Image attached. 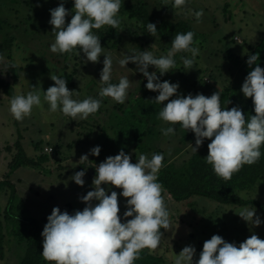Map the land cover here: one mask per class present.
Wrapping results in <instances>:
<instances>
[{
    "label": "rangeland",
    "instance_id": "rangeland-1",
    "mask_svg": "<svg viewBox=\"0 0 264 264\" xmlns=\"http://www.w3.org/2000/svg\"><path fill=\"white\" fill-rule=\"evenodd\" d=\"M60 3L61 0H0V44L11 43L3 57L6 63L16 65L0 72V182H10L15 189L11 206L12 188L5 187L0 192V264H21L28 252V244L14 235L15 219L9 214L36 222L42 245L41 233L52 209L82 211L86 204L80 197L94 190L95 167L108 156L123 149L131 162L136 163L141 154L150 159L153 153H163L165 159L159 173L168 169L185 178L196 158L204 160L207 156V145L211 142L205 139L194 152L191 147L195 146L194 133L179 124L173 126L175 135L163 136L161 128L170 125L158 118L163 106L154 102L158 93L145 88L147 80L142 73L130 70L136 69L135 64L129 62L126 66L129 69L119 67L122 53L148 50L157 57L166 55L171 48L167 42L148 34L141 23L122 11L118 13L117 29L110 26L93 29L101 39L104 54L113 59L112 82L129 75V80L137 84L124 104L110 97L101 98L98 93L102 87L99 79L103 56L92 63L86 62L82 52L78 54V48L65 54L49 50L54 42L50 9ZM122 3L145 5L157 20L189 22L201 34L195 46L199 55L194 68L188 71L181 61V56L191 58L190 53H177L174 68L160 77L161 82L178 83V94L184 96H211L219 90L222 108L238 106L243 110L250 98H245L240 89L247 74L257 66L253 64L250 68L246 63L248 57L258 54V66L264 68V53L259 48L264 39V0H188L182 8H174L172 0H122ZM64 6L71 13L73 0H64ZM201 10L203 15L198 21L194 13ZM71 18V14L66 17V24ZM148 70L153 72L155 68L150 66ZM51 74L66 79L68 89L75 91L73 99H101L99 110L76 121L59 110L50 112L49 105L43 102L42 91L54 84ZM29 91L40 93L43 107L34 106L30 116L17 121L9 112V101ZM97 145L101 147L99 156L91 155L90 149ZM47 148H53L54 152L46 154ZM85 154L89 160L80 161ZM82 170L86 173L85 183L79 186L70 177ZM102 187L109 195L111 191L118 194L122 191L115 186ZM162 195L170 213L171 229H161L163 237L156 250L145 248L141 252L161 257L164 264H173L174 257L189 245L195 247L194 260H197L204 242L213 235L237 246L253 234L264 240V223L250 226L237 214L245 207L255 208L264 221L262 212L253 205L222 204L202 196L177 202L165 190ZM235 196L264 202V180L250 189L236 191ZM126 199L118 195L122 222ZM42 264L50 262L44 259Z\"/></svg>",
    "mask_w": 264,
    "mask_h": 264
},
{
    "label": "clouds",
    "instance_id": "clouds-1",
    "mask_svg": "<svg viewBox=\"0 0 264 264\" xmlns=\"http://www.w3.org/2000/svg\"><path fill=\"white\" fill-rule=\"evenodd\" d=\"M122 0H73L71 13L61 0L59 6L50 9L49 24L52 25L54 42L49 50L53 54L71 53L79 49L86 57V62L97 63L103 56V68L99 82L102 87L99 97H110L114 102L124 104L136 83L129 80V75L119 77L117 83L112 82L113 59L104 54L101 39L93 29L110 26L117 29L120 25L118 13ZM188 0H172L174 8L186 6ZM71 20L66 24V17ZM203 12L194 13L199 21ZM147 33L155 37L157 26L147 23ZM123 30V29H121ZM120 30V31H121ZM195 33L188 31L178 33L171 41V48L166 55L155 56L151 51L123 54L118 61L119 67L129 69V62L135 64L147 83L146 89L157 92L154 102L162 106L158 118L170 125L161 128L165 137L175 135L174 125L191 130L195 135L197 153L205 139L208 154L205 162L212 166L213 172L224 180H230L245 164H255L261 157V146L264 145V68L258 66V54L248 57L246 63L251 70L240 89L245 98H251L255 115L246 117L238 106L222 108L221 93L218 90L211 96L178 94L179 84L168 80L161 82L160 77L172 71L176 64L177 53L186 52L191 58L181 56L185 69L194 68L199 48L193 46ZM6 63L0 55V72L15 67ZM155 71L149 72V67ZM185 71V72H188ZM159 73V76L157 75ZM54 84L43 92V102L49 105L52 113L58 110L72 120L87 119L101 107V99L92 97L83 100L73 99V93L67 87L64 77L51 74ZM33 89L36 87L32 86ZM175 96L174 99L170 97ZM167 101L166 104L163 102ZM41 95L36 91L13 96L9 101V112L17 121L31 115L34 106L43 107ZM230 103V101L228 102ZM52 151V150H51ZM99 145L90 149V154L99 156ZM163 153H153L149 159L141 154L136 163L131 162L130 155L123 149L115 156H108L105 161L95 167L92 181L94 190L80 197L86 204L82 211L73 214L61 212L54 207L47 217L41 236L43 237L42 257L50 264H134L139 259L141 250H156L163 237L161 229L170 230L169 210L162 195V185L158 182V173L163 167ZM81 160H89L88 154ZM85 171L76 172L70 179L83 186ZM102 185L122 189L118 194L110 195ZM118 195L126 199V211L122 217L118 215ZM97 203H93V202ZM240 218L250 226H260L264 221L254 208H243L238 213ZM130 218V219H128ZM195 247L185 246L174 257L173 264H264V240L253 234L238 246L226 242L220 235H213L203 244L199 258L194 260Z\"/></svg>",
    "mask_w": 264,
    "mask_h": 264
},
{
    "label": "trees",
    "instance_id": "trees-1",
    "mask_svg": "<svg viewBox=\"0 0 264 264\" xmlns=\"http://www.w3.org/2000/svg\"><path fill=\"white\" fill-rule=\"evenodd\" d=\"M120 11L126 13L129 18L137 20V22L141 23L146 29L148 22L156 24V35L161 37V39L170 46L172 39L178 33H186L188 31L194 32L193 46H196L201 38V34L189 22L180 21L175 23L168 20H157L145 5H126L121 3ZM10 48V41L1 43L0 55H6L7 50ZM259 48L261 52L264 53V39L259 45ZM180 53L187 54L186 52ZM10 95H13L12 91ZM242 111L244 115L249 118L251 115H255L251 98L244 104ZM260 151L262 155L255 164L243 165L238 172L232 175L230 180H224L218 177L213 172L211 165L207 164L205 160L196 158L190 165V169L187 170L185 178L176 176L168 169H163L158 174V182L162 185L163 190L168 192L177 202H183L193 196H202L222 204L241 206L253 205L257 207L264 216V202L258 200L245 201L235 196L236 191L250 189L264 180V145L261 146ZM5 187L12 188L11 206L15 189L10 182L1 181L0 192ZM9 216L15 219L13 226L14 235L28 244L27 257L21 264H42L44 261L41 255L43 248L38 238L40 226L34 221L21 220L13 214H9ZM134 264H164V260L159 256L142 251L140 252L139 259L135 260Z\"/></svg>",
    "mask_w": 264,
    "mask_h": 264
},
{
    "label": "built area",
    "instance_id": "built-area-1",
    "mask_svg": "<svg viewBox=\"0 0 264 264\" xmlns=\"http://www.w3.org/2000/svg\"><path fill=\"white\" fill-rule=\"evenodd\" d=\"M237 40V39H236ZM239 43H242L241 41ZM52 150V151H51ZM54 152V149L53 148H47L45 150V153L46 154H52ZM69 214H73V212H69Z\"/></svg>",
    "mask_w": 264,
    "mask_h": 264
}]
</instances>
